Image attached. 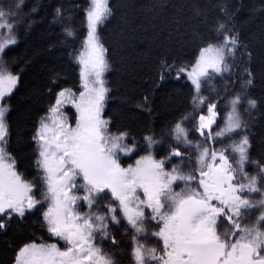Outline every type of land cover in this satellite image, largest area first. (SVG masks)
Instances as JSON below:
<instances>
[{
	"label": "snow or ice",
	"instance_id": "6c2138e0",
	"mask_svg": "<svg viewBox=\"0 0 264 264\" xmlns=\"http://www.w3.org/2000/svg\"><path fill=\"white\" fill-rule=\"evenodd\" d=\"M120 17L137 56L142 25ZM152 88L109 108L115 69L102 33L113 0H0V237L8 264H264V0H145ZM258 18L245 33L239 18ZM79 21V25H77ZM46 23L67 60L29 87L21 30ZM147 32V29H143ZM78 42V46H77ZM163 110L154 93L164 84Z\"/></svg>",
	"mask_w": 264,
	"mask_h": 264
},
{
	"label": "trees",
	"instance_id": "16d2710c",
	"mask_svg": "<svg viewBox=\"0 0 264 264\" xmlns=\"http://www.w3.org/2000/svg\"><path fill=\"white\" fill-rule=\"evenodd\" d=\"M30 2L35 3V0H30ZM144 2L145 0H113V3L118 6L119 11L102 33L107 44L112 49L113 60L115 62V69L109 77L114 87V98L110 102L109 108L113 112L119 113L126 122L133 125L143 121L145 117L125 103L124 98L142 94L152 88V75L156 57L161 55L166 49H170L178 56H187L191 51L189 47H181L175 42L170 45H164L159 39L153 40L149 18L140 7ZM218 2L223 3L225 0H212L213 4ZM227 2L231 3L233 0H227ZM234 2H243L245 5L255 4L257 7L260 4V0H234ZM125 5H136L135 12L139 19L135 20L134 23L142 25L139 29L141 39L138 41V46L147 55L137 56L129 49L122 50L119 45V32L123 26L120 17L127 15L131 18L133 13V9L131 7H124ZM239 23L245 33L255 32L260 26L258 18L248 15L247 7L245 8V15L240 16ZM77 25H79V21H77ZM143 29H147V32ZM54 38L55 33L43 22L34 25L30 31L25 32L21 30L19 48L16 49V52L21 57L31 55L37 51L40 53L33 58L31 66L26 67L25 81L29 87L40 80L46 67L50 68L53 66L52 62H55L57 66H63L65 71L71 75V69L67 67L66 58L61 62L56 60L59 53L46 50L47 44ZM177 88H179V85L166 83L156 91L154 95L157 108L163 110L168 94ZM4 240V237H0V264H8V257L10 255V253L5 252L6 245Z\"/></svg>",
	"mask_w": 264,
	"mask_h": 264
}]
</instances>
